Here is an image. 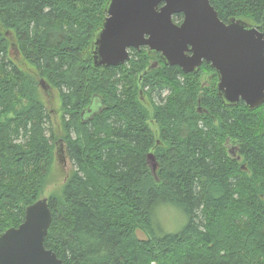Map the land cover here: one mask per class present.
<instances>
[{
  "label": "trees",
  "instance_id": "trees-1",
  "mask_svg": "<svg viewBox=\"0 0 264 264\" xmlns=\"http://www.w3.org/2000/svg\"><path fill=\"white\" fill-rule=\"evenodd\" d=\"M107 2L0 0V233L41 198L61 143L71 169L47 196L44 246L63 264H264V103L229 106L209 63L184 73L146 47L130 48L122 65L95 66L92 35ZM210 2L221 20L264 31V0ZM41 79L61 101L56 142ZM158 201L187 216L181 230L155 231Z\"/></svg>",
  "mask_w": 264,
  "mask_h": 264
},
{
  "label": "water",
  "instance_id": "water-1",
  "mask_svg": "<svg viewBox=\"0 0 264 264\" xmlns=\"http://www.w3.org/2000/svg\"><path fill=\"white\" fill-rule=\"evenodd\" d=\"M105 12L92 35L95 66L122 65L130 48L146 46L184 73L209 63L218 77L217 95L229 106L264 103V31L253 23L236 17L221 20L210 0H108ZM179 13L183 18L177 24L173 16ZM40 83L48 88L42 79ZM147 159L155 171L154 155L148 153ZM51 222L47 197L27 205L23 221L0 233V264H63L44 246Z\"/></svg>",
  "mask_w": 264,
  "mask_h": 264
},
{
  "label": "rangeland",
  "instance_id": "rangeland-1",
  "mask_svg": "<svg viewBox=\"0 0 264 264\" xmlns=\"http://www.w3.org/2000/svg\"><path fill=\"white\" fill-rule=\"evenodd\" d=\"M11 56L12 58L17 57V52L15 50H12ZM154 61L156 60H153L152 62ZM212 77H213V72L205 70L201 80L208 84L209 81H211ZM42 81L45 83L43 79ZM217 82H218V78L216 76V82H215L216 89H217ZM39 87H40V96L42 98L41 100L42 102L45 103L47 109L51 113V125L54 131V135L56 137L55 138V142H56L59 138H61V135L64 133L61 124V118H62L61 101L59 99L57 91L52 89V87L50 88L48 86L47 89H44L41 83ZM144 92L145 89H142L141 93H139V98L141 99L144 105L148 106L149 102L147 101V98H145L143 94ZM197 111L200 114H202L201 112H205V110L200 111L198 109ZM226 138L230 139V137L228 136L225 137V139ZM54 157H55V161L52 164L50 176L45 186L44 193L43 195H41V197H47L52 192L60 191L63 185V181L65 179V175L68 174V172L71 169L70 161L67 155H65L63 145L61 143L60 144L56 143V148L54 149ZM150 220L152 222L155 231L159 234H163L169 232H178L179 230H181L187 223V216L177 206L170 204L168 202L158 201L153 206L150 212ZM138 235L140 237L145 236V234L142 231H138Z\"/></svg>",
  "mask_w": 264,
  "mask_h": 264
},
{
  "label": "flooded vegetation",
  "instance_id": "flooded-vegetation-1",
  "mask_svg": "<svg viewBox=\"0 0 264 264\" xmlns=\"http://www.w3.org/2000/svg\"><path fill=\"white\" fill-rule=\"evenodd\" d=\"M179 14H181V13H179ZM176 15H178V14H175L173 17H176ZM181 16H182V14H181ZM182 18H183V16L181 17V20H176V23L177 24H179L181 21H182ZM226 22V21H225ZM262 31V30H261ZM146 47V46H145ZM146 49H147V51H148V48L146 47ZM149 53V52H148ZM149 54H151V55H159L160 56V52H152V53H149ZM212 68V67H211ZM214 69V68H213ZM215 71V70H214ZM216 76H217V74H216ZM218 78V77H217ZM228 113L227 112H225V115H227ZM231 140L229 139V138H226L225 140H224V145H225V147H226V150H227V152L231 155V156H233L234 158H236V160L237 161H239L240 163L242 162L241 161V155H240V150H239V146H238V144L237 143H231L230 142ZM241 167H244V165H242Z\"/></svg>",
  "mask_w": 264,
  "mask_h": 264
}]
</instances>
